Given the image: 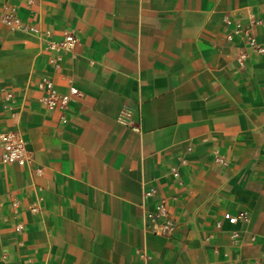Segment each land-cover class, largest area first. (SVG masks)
<instances>
[{"label": "crops", "instance_id": "1", "mask_svg": "<svg viewBox=\"0 0 264 264\" xmlns=\"http://www.w3.org/2000/svg\"><path fill=\"white\" fill-rule=\"evenodd\" d=\"M5 6L22 24L0 22V133L19 130L32 162L0 143V264H264V51L228 38L264 0ZM44 78L78 89L66 109ZM163 200L171 236L150 230Z\"/></svg>", "mask_w": 264, "mask_h": 264}, {"label": "built area", "instance_id": "2", "mask_svg": "<svg viewBox=\"0 0 264 264\" xmlns=\"http://www.w3.org/2000/svg\"><path fill=\"white\" fill-rule=\"evenodd\" d=\"M32 4L34 0H27ZM0 22L7 24L12 29L19 28L22 24L21 18L18 16L17 8L14 6H5L0 12ZM264 21L255 17L251 18L247 24H243L241 21L236 23V27L232 33L228 35V38H232L234 35L240 37L241 40L246 41L249 46L254 47L259 52L264 51V45L260 44L256 40V27H262ZM78 39L73 34H65V41L63 46L68 49H73ZM53 46V45H52ZM245 58V54L241 55L240 60ZM33 82V80H31ZM38 86L45 92L42 97V101L50 108L59 106L61 109H66L72 95L78 94L76 87H70V92L66 94L58 93L51 80L44 78L38 84ZM131 115L129 109H125L122 113L120 120L126 122V119ZM62 119L66 121L65 116ZM0 143L3 147L2 161L5 163L18 162L20 164H31L32 155L28 147V141L24 138L19 130H8L0 133ZM175 175H178L177 169H173ZM153 191L148 194H152ZM13 206H17V202H13ZM34 211L38 209V206L32 208ZM153 222V226L150 230L157 235L171 236L176 229V219L169 212L167 203L163 200L157 205V209L154 212H150L147 215ZM225 217L231 222H236L239 218L249 220V212L241 211L238 215L233 216L229 213L225 214ZM18 230L22 229L21 225L17 226ZM237 234H234L236 236ZM142 257L149 258L144 252H141Z\"/></svg>", "mask_w": 264, "mask_h": 264}]
</instances>
